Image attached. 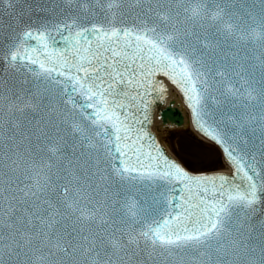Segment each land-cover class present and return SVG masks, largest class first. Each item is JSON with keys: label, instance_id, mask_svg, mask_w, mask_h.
Returning a JSON list of instances; mask_svg holds the SVG:
<instances>
[{"label": "snow or ice", "instance_id": "obj_1", "mask_svg": "<svg viewBox=\"0 0 264 264\" xmlns=\"http://www.w3.org/2000/svg\"><path fill=\"white\" fill-rule=\"evenodd\" d=\"M4 12L0 264H264V0H0ZM160 77L231 176L164 153L148 128Z\"/></svg>", "mask_w": 264, "mask_h": 264}, {"label": "water", "instance_id": "obj_2", "mask_svg": "<svg viewBox=\"0 0 264 264\" xmlns=\"http://www.w3.org/2000/svg\"><path fill=\"white\" fill-rule=\"evenodd\" d=\"M20 7H23L22 2H21ZM0 19H2V23H3V32L0 33V35H3L6 37L8 34V25L10 23H13V21H12V18L7 14V12H4L2 17H0ZM25 19H27V17H25ZM0 78L8 81L9 83H11V81L14 79L13 74L9 70H7V67L4 64H0ZM160 79L164 82V84L167 88V92H165L163 94H155L153 102H152L151 107H150V121H151V123L148 125V128H149V131L151 132V134L155 137L156 141L159 143V145L163 149L164 153L170 159L176 161L177 163H179L182 166V164L179 162V160H177L174 156H172L173 154L168 149H166L164 147V145L162 144L161 136L154 131L157 129H165L168 127L177 128V129L184 128L183 127L185 124L184 112H183L181 103L179 101V98H178L176 92L175 91L172 92V89H175L179 93L185 108L189 112L190 124H191L193 130L198 135H200L202 138H204V139H206V138L199 131H197L195 124L193 122L191 111L187 107V104L185 102L183 94L180 92V90L178 88H176L175 85H172L171 82L168 81L165 77H160ZM153 128H154V130H153ZM206 140L213 143L220 150L224 162L231 168V166L228 164L227 160L225 159L222 148L219 145L215 144L214 142H212L208 139H206ZM167 150L172 155L169 154V152ZM188 170L191 171L190 169H188ZM188 170H186V171H188ZM211 171H218V172H211ZM222 171H224V172H222ZM191 172H193V171H191ZM191 172H189V173L193 174V175H213V174H224V175H228V176L232 175V169H231V172H230V169L207 170V171L194 172V173H191ZM204 172H208V173H204ZM227 172H230V173H227ZM195 173H199V174H195Z\"/></svg>", "mask_w": 264, "mask_h": 264}, {"label": "rangeland", "instance_id": "obj_3", "mask_svg": "<svg viewBox=\"0 0 264 264\" xmlns=\"http://www.w3.org/2000/svg\"><path fill=\"white\" fill-rule=\"evenodd\" d=\"M154 131L161 136L165 148L191 171L229 169L219 149L197 135L190 125L185 128H165Z\"/></svg>", "mask_w": 264, "mask_h": 264}, {"label": "bare ground", "instance_id": "obj_4", "mask_svg": "<svg viewBox=\"0 0 264 264\" xmlns=\"http://www.w3.org/2000/svg\"><path fill=\"white\" fill-rule=\"evenodd\" d=\"M176 92V91H175ZM176 94H177V96H178V98H179V101H180V103H181V106H182V109H183V112H184V116H185V124H184V126L183 127H187L188 125H189V123H190V120H189V114H188V111L185 109V107H184V105H183V103H182V101H181V98H180V96H179V94L176 92ZM168 128H170V127H168ZM229 168V167H228ZM230 169V168H229Z\"/></svg>", "mask_w": 264, "mask_h": 264}]
</instances>
